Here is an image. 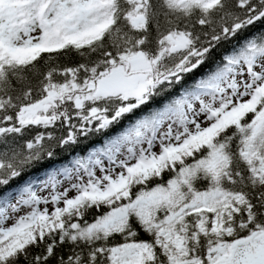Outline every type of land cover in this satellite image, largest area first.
Instances as JSON below:
<instances>
[{
  "label": "snow or ice",
  "instance_id": "snow-or-ice-1",
  "mask_svg": "<svg viewBox=\"0 0 264 264\" xmlns=\"http://www.w3.org/2000/svg\"><path fill=\"white\" fill-rule=\"evenodd\" d=\"M0 264H264V0H0Z\"/></svg>",
  "mask_w": 264,
  "mask_h": 264
}]
</instances>
